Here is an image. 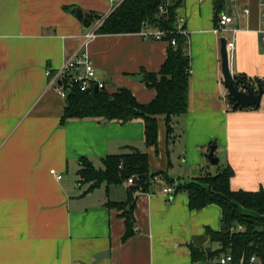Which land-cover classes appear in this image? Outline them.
<instances>
[{
    "label": "crops",
    "instance_id": "crops-1",
    "mask_svg": "<svg viewBox=\"0 0 264 264\" xmlns=\"http://www.w3.org/2000/svg\"><path fill=\"white\" fill-rule=\"evenodd\" d=\"M177 1L192 69L188 111L172 118V142L160 119L159 145L147 149L142 119L62 123L66 102L47 72L87 50L109 93L125 88L147 105L157 94L144 77L160 72L168 42L137 33L101 34L81 48V37L95 27H86L85 17L109 16L108 0H0V264H212L224 254L209 235L223 231L221 208L192 211L187 193L177 187L229 166L232 191L264 190V98L258 109H233L220 46L222 37L234 43L231 74L258 91L257 82L264 81V6L260 0H222L217 11L214 0ZM222 13L233 22L220 36L215 30ZM136 75L144 81L132 79ZM212 145L220 161L210 167L205 155ZM130 148L149 154L150 169L166 172L174 185L157 180L151 192H136L134 235L125 239V209L109 203L128 200L131 186L102 184L89 191L78 170L84 158L102 169L106 157ZM168 185L175 192L165 195ZM192 248L212 257L195 263Z\"/></svg>",
    "mask_w": 264,
    "mask_h": 264
},
{
    "label": "trees",
    "instance_id": "trees-1",
    "mask_svg": "<svg viewBox=\"0 0 264 264\" xmlns=\"http://www.w3.org/2000/svg\"><path fill=\"white\" fill-rule=\"evenodd\" d=\"M214 1L219 11L223 1ZM169 3V0H125L106 18L89 15L84 19V24L88 28L103 21L97 30L98 35L138 34L146 24H149L153 30L169 33L165 37L169 49L162 69L158 74H148L144 77L147 87L155 90L156 98L149 104L143 105L125 88H119L116 93H109L106 89L96 93L94 91L83 93L77 85L72 84L67 86L62 123L73 118H97L121 123L142 119L145 124L144 139L147 149L157 148L159 145L161 118L166 124L167 136L172 134V118L188 111L191 62L188 38L179 34L176 27V10L181 6V2L176 0L170 5ZM167 4V13L160 16L161 6ZM172 39L176 40L175 48L170 45ZM234 81L236 86H239L240 82H245L254 90V84H250L245 77H236ZM258 83L264 91V81ZM78 175L81 184L91 185L89 191L102 184L121 186L130 178L138 176L139 180L129 189L128 200L122 203H109L111 207L125 209L123 213L127 225L125 239L134 235L132 210L136 192H151L153 182L158 176H162L168 184L174 185L166 172H153L150 169L149 154L137 148L127 149L120 155H109L103 160L102 169H97L91 161L84 158L80 161ZM233 175V168L227 166L216 175L206 174L190 183L178 186L177 192L187 193L189 208L192 211L213 204L221 208L223 226L227 230L220 233L209 232L211 240L222 246L219 254L231 251L236 264L253 255L264 262V190L234 192L230 182ZM235 223L236 227H234ZM191 253L195 263L205 260L206 257H212L195 248H192Z\"/></svg>",
    "mask_w": 264,
    "mask_h": 264
},
{
    "label": "built area",
    "instance_id": "built-area-1",
    "mask_svg": "<svg viewBox=\"0 0 264 264\" xmlns=\"http://www.w3.org/2000/svg\"><path fill=\"white\" fill-rule=\"evenodd\" d=\"M110 4H112V12L116 10L117 7H119L125 0H108ZM175 0H169V5L174 2ZM261 4L264 6V1L260 0ZM167 5H162L160 8L159 15H165L167 13ZM178 10H176V27L177 32L179 34H182L184 36L187 35V32L185 31V23L186 18L181 16L178 13ZM245 14H248V10H244ZM220 19L218 22V26L216 28V32L222 36V33L225 32L226 27L233 22V18L228 16L226 13H222L219 15ZM103 21L97 23L94 27V29L87 31L82 37H81V48H85L88 44H90L92 41L96 40L100 35L97 34V30L101 27ZM264 25V21H263ZM263 35V41H264V29L260 32ZM140 34L144 40H152V41H162L165 40V37L169 33L166 31H159V30H153L152 27L149 24H146L143 27V30L138 33ZM171 34V33H170ZM170 45L172 47H176L177 43L175 39H172L170 41ZM227 48L229 51V54H232L235 50V46L233 42L227 41ZM192 69L189 70V74L191 75ZM47 75L51 78V86L54 87L59 95L66 99L67 98V86H71L72 84L77 85L81 92L88 93V91H94L95 88L98 89V91H102L105 89V83L100 82L97 80L96 77V68L95 65H93V61L91 60V57L89 55V52L86 50L82 53H76L72 56L69 60L65 62L62 68L57 70V72L53 73L52 71H48ZM61 82V84H60ZM62 176L57 175V179L60 180ZM139 180L138 176L132 177L129 180H127V184L130 186H133L136 184V181ZM158 178H155V181H157ZM164 181V180H160ZM175 192V188L171 185H168L167 188L164 190L165 195L173 194ZM242 230V228H240ZM212 264H236L235 258H233V255L231 251L228 253L221 254L217 257V259ZM238 264H264L259 257L253 255L251 258L241 260Z\"/></svg>",
    "mask_w": 264,
    "mask_h": 264
},
{
    "label": "water",
    "instance_id": "water-1",
    "mask_svg": "<svg viewBox=\"0 0 264 264\" xmlns=\"http://www.w3.org/2000/svg\"><path fill=\"white\" fill-rule=\"evenodd\" d=\"M79 19H82V14H80ZM227 39L225 37H222L220 46H221V61H222V74L224 76V85L229 92V100L233 103V109L240 110V109H258L262 106L263 98H264V91L261 88V85L257 84V90L253 91L251 86L246 84L245 82H240L239 86H236L234 77L231 74L230 69V54L227 48ZM134 80L143 82L144 79L141 75L133 76ZM61 84V82H60ZM98 91L97 88L94 89V92L96 93ZM107 120H105L103 123H106ZM215 150L216 146L212 145L208 154L205 155L208 165L216 166L219 164V158L215 156ZM236 223L234 224V227H236ZM223 231H226L227 228L224 226L222 227ZM107 254H98L94 256L95 263L100 261L104 256Z\"/></svg>",
    "mask_w": 264,
    "mask_h": 264
},
{
    "label": "rangeland",
    "instance_id": "rangeland-1",
    "mask_svg": "<svg viewBox=\"0 0 264 264\" xmlns=\"http://www.w3.org/2000/svg\"><path fill=\"white\" fill-rule=\"evenodd\" d=\"M161 119H163V118H161ZM167 138L170 139V141L172 142L174 140L173 132H172V134H170L169 136H167ZM165 144H166V142H165ZM165 144L164 145L162 144L161 147L162 146H165ZM170 149H171V147H170ZM167 154H168V158H170L169 157L171 155L170 152L169 153H165L166 156H167ZM172 166H173L172 169H175L176 166H175L174 163H173ZM157 178H158V180H164L162 176H158ZM88 185H89V187L91 186L90 184H88Z\"/></svg>",
    "mask_w": 264,
    "mask_h": 264
}]
</instances>
